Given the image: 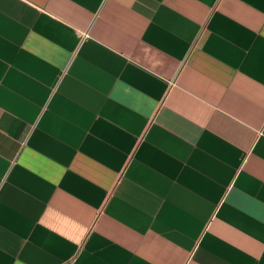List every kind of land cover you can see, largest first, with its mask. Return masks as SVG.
Returning <instances> with one entry per match:
<instances>
[{
	"label": "crops",
	"instance_id": "crops-1",
	"mask_svg": "<svg viewBox=\"0 0 264 264\" xmlns=\"http://www.w3.org/2000/svg\"><path fill=\"white\" fill-rule=\"evenodd\" d=\"M0 264H264V0H0Z\"/></svg>",
	"mask_w": 264,
	"mask_h": 264
}]
</instances>
